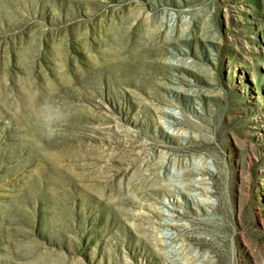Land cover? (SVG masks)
<instances>
[{
	"label": "rangeland",
	"instance_id": "rangeland-1",
	"mask_svg": "<svg viewBox=\"0 0 264 264\" xmlns=\"http://www.w3.org/2000/svg\"><path fill=\"white\" fill-rule=\"evenodd\" d=\"M0 264H264V0H0Z\"/></svg>",
	"mask_w": 264,
	"mask_h": 264
},
{
	"label": "bare ground",
	"instance_id": "bare-ground-1",
	"mask_svg": "<svg viewBox=\"0 0 264 264\" xmlns=\"http://www.w3.org/2000/svg\"><path fill=\"white\" fill-rule=\"evenodd\" d=\"M147 212V211H146Z\"/></svg>",
	"mask_w": 264,
	"mask_h": 264
}]
</instances>
